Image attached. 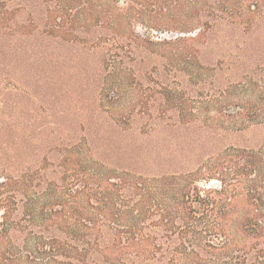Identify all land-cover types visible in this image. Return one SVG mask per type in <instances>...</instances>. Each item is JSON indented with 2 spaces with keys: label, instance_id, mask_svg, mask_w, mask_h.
Here are the masks:
<instances>
[{
  "label": "trees",
  "instance_id": "16d2710c",
  "mask_svg": "<svg viewBox=\"0 0 264 264\" xmlns=\"http://www.w3.org/2000/svg\"><path fill=\"white\" fill-rule=\"evenodd\" d=\"M167 1L0 0V264H264V0H194V34L138 31ZM234 22L221 85L210 50ZM40 113L71 129L41 142Z\"/></svg>",
  "mask_w": 264,
  "mask_h": 264
},
{
  "label": "rangeland",
  "instance_id": "374dc122",
  "mask_svg": "<svg viewBox=\"0 0 264 264\" xmlns=\"http://www.w3.org/2000/svg\"><path fill=\"white\" fill-rule=\"evenodd\" d=\"M194 0H181L180 4H177L175 2H172L171 0L167 1V3L165 4V7L163 8V10L157 9L155 11L152 12H148L147 17H145V21L139 19L137 20V30L138 31H145V30H149L151 31V33L153 35H155L156 37H160V38H175L177 36H185L188 34H194L196 32V30H198V26L200 25L196 20H194V15H195V10L193 8L194 4H192ZM184 4V5H183ZM188 7L190 9L185 8ZM186 11V12H185ZM153 19L150 24L148 23V21L150 19ZM193 18V19H192ZM147 19V20H146ZM149 26H151L149 28ZM226 28V27H225ZM223 26L219 27L218 30V36L219 39L215 45V47L212 50H210L211 53H213V58L215 59V62L218 63L219 61L223 62L225 61V63L223 64L224 70L222 71H227L225 73H221L220 72V76H218L219 78V83L221 85H224L227 81V79L229 80V78L233 75V73H235L236 69H237V57H238V51H239V47L237 46V43L240 42L241 37H247L248 33H244L241 34L242 30L244 29L243 26L239 25V23H231V25L229 26V29H225ZM257 32V30H256ZM255 32V34H256ZM233 34V35H232ZM255 34L252 37H255ZM239 37V38H237ZM225 38L228 39V41L230 43L229 47H225V43L224 40ZM236 40L233 41V40ZM264 39V38H263ZM207 54H209V49H207ZM260 54H256V53H252L250 54L253 57L250 58H254L256 59V57H259V62L260 63H264V53H261V51L259 52ZM256 55H261V56H256ZM226 57V60L222 59ZM249 57V54L246 53L244 55V59H245V65L248 67L251 64V67H255L256 68V64L255 63V59H253L252 61H250L249 63L247 62V58ZM261 57V58H260ZM259 72L260 73H264V64H261L260 66H258ZM234 79V78H233ZM232 80H230L231 82ZM44 88L43 84L37 85L36 87H33V89H42ZM9 98V97H8ZM7 98V99H8ZM42 98V97H40ZM45 98H50V96H47ZM10 99V98H9ZM27 99V98H26ZM25 100V99H24ZM5 101V100H4ZM36 102V100H34ZM34 101L32 103H30L28 105V101L26 102L28 107L26 108V111L30 108L33 107ZM6 103L9 102V100L5 101ZM149 103L153 105L154 109H156V115H159V113H164L165 114V118L164 120H166L167 117V113H169L170 115H176L179 111H176V102H168L166 101V99L163 96V99L160 95H157L156 97H154L153 95L150 97ZM192 106L193 103H189L187 102L186 105H184L185 107V111L189 112L192 111ZM182 107V106H181ZM38 108V106H37ZM39 110V109H38ZM179 110V109H177ZM163 111V112H161ZM27 113L29 114L30 112L27 111ZM64 119V125L63 127H60V130H63V132L66 130L68 131L69 129H71L69 127V120H72V116L68 115L66 118H62V117H57L56 119H54L53 117H50L46 114L40 113V117L37 119L38 124L42 121V122H46L45 124V132L40 134L39 130L35 131V134L37 136H34L38 139L41 140V142H44V138H48L50 136L53 137L56 135V132L51 130L53 128H55V122L56 120H63ZM190 119V118H189ZM41 122V124H42ZM193 125V122L191 123ZM43 129V128H42ZM65 129V130H64ZM77 129H80V126L78 125ZM193 129V128H192ZM33 129L27 128L24 129V132L22 134V137L24 138L23 140H25L26 136L28 137V140L30 139V134L32 132ZM28 131V133H27ZM65 133V132H64ZM1 134V132H0ZM26 134V135H25ZM66 134V133H65ZM248 135H246L247 138ZM249 137V136H248ZM27 141L25 140V143ZM31 146V144H30ZM1 149V147H0ZM2 153V150L0 152V154ZM25 158L29 159L31 157L30 152H26L25 153ZM1 177V176H0ZM209 184L211 185H219L220 183L215 180V179H211L210 181H205L203 179V181L201 182V185L203 188H205L206 186H208Z\"/></svg>",
  "mask_w": 264,
  "mask_h": 264
}]
</instances>
